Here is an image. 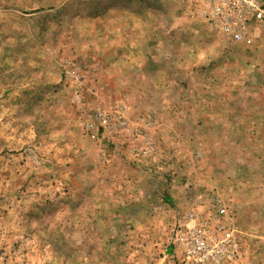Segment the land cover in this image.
<instances>
[{
    "label": "rangeland",
    "instance_id": "rangeland-1",
    "mask_svg": "<svg viewBox=\"0 0 264 264\" xmlns=\"http://www.w3.org/2000/svg\"><path fill=\"white\" fill-rule=\"evenodd\" d=\"M180 1L183 10L190 0ZM191 1L195 25L199 22L207 32L221 35L228 45L222 58L224 67H212L211 74L218 75L211 86L227 89L232 98L240 95L243 100L239 106L229 107L227 122L222 129L212 130L211 142L205 131L201 137L207 143L197 147L179 143L174 149L191 156L195 171L207 165L212 187L220 192L231 187L252 201L248 209L225 210V220L236 231L238 263L264 264V114L257 112L264 105V82H253L254 73L264 74V66L242 67L236 60L234 45L238 43L210 29ZM175 3L0 0V264H185L175 244L178 222L190 211L206 215L216 210L185 209L178 220L172 218L169 224L157 227L148 219L141 220L147 225L140 223L134 211L106 209L109 204L103 198L107 194L101 191L110 176L105 160L98 162L97 144L108 139L95 123L96 112L90 110L88 99L83 113H92V119L86 130L77 129L79 117L71 102L72 96L81 97L84 91L98 88V70L91 72L89 66L78 63L82 56L76 57L69 46L56 50L51 65L44 61L50 32L67 29L68 37L67 33L64 37L71 39L75 32L78 36L84 31L80 16L106 6L127 11L146 26L149 45L161 39L166 50L173 48L174 53L180 46L182 60L187 47L179 35L173 41L177 35L169 32L175 19L168 11ZM147 9L157 16L152 12L146 20L140 18ZM182 15L180 25H188L182 22ZM157 26L164 27L163 33H152ZM123 85L114 91L122 100L113 110L119 108L131 126L150 120L158 128V119L149 111L130 116L133 97ZM91 123H95L93 130L88 128ZM93 134L99 138L93 140ZM142 142L137 148L140 157L151 161L163 150L176 152L171 138L157 136L152 130ZM147 147L151 149L144 154Z\"/></svg>",
    "mask_w": 264,
    "mask_h": 264
},
{
    "label": "crops",
    "instance_id": "crops-1",
    "mask_svg": "<svg viewBox=\"0 0 264 264\" xmlns=\"http://www.w3.org/2000/svg\"><path fill=\"white\" fill-rule=\"evenodd\" d=\"M175 2L168 11L175 19V26L168 31L177 35L173 41H178L179 35L187 47L182 60L180 46H176L174 53L173 48L171 51L166 50L163 41L157 39L150 43L155 44V48H151L146 26L138 24L127 11L117 12L107 6L80 16L78 20L83 23L81 27H84V31L78 36L75 32L71 33V39L64 37L65 33L68 37L67 29L61 33L50 32L44 50V61L51 65L56 50L69 46L75 50L76 57L82 56L78 63L89 66L91 72L98 70V88L91 93L84 91L81 97L72 96L71 102L76 106L75 113L79 117L77 129L81 127L86 130L85 126L92 119L93 112L112 115L119 112V108L117 111L113 108L122 97L114 91L122 84L133 97V104L130 103L131 117L149 111L158 119V128L153 121L149 130L144 123H138L97 144L98 162L105 160L110 176L101 191L107 194L103 198L104 203L109 204L106 209L134 211L140 223L148 219L151 225L154 223L157 227L169 224L172 218L178 220L179 212L185 209L210 211L233 208L242 211L253 204L231 187L223 188L225 192L212 187L211 172L207 171V165L195 171L191 168L194 166L191 156L174 149L179 143L186 142L197 147L203 142L207 143L206 138L211 142L212 130L222 129L227 122L228 116L225 114L229 112V107L234 104L239 106L243 100L240 95L232 98L227 89L211 86L218 75L211 74L214 71L212 67L218 69L225 64L222 58L226 55L228 45L222 36L207 32L199 22L198 26L195 25L196 12L193 11L191 0L183 10L180 9L181 1ZM152 12L147 9L140 13V18L146 20ZM153 13L156 16L158 14ZM181 13L182 22L188 25H180ZM163 31V26H157L152 33ZM234 48L237 51L236 60L242 67H263L264 28L257 29L253 45L237 44ZM78 49L85 53L78 55ZM253 82H264V74L254 73ZM62 91L65 92V89ZM85 99L90 102L92 113H83ZM257 112L264 114V105ZM221 115L225 120H222ZM150 119L154 120L152 117ZM151 130L157 136L171 138L176 152L163 150L154 161L140 157L137 148L143 146L142 139L151 135ZM205 131L210 136L201 137ZM136 137L140 140L135 142ZM147 224L144 222V225Z\"/></svg>",
    "mask_w": 264,
    "mask_h": 264
},
{
    "label": "built area",
    "instance_id": "built-area-1",
    "mask_svg": "<svg viewBox=\"0 0 264 264\" xmlns=\"http://www.w3.org/2000/svg\"><path fill=\"white\" fill-rule=\"evenodd\" d=\"M193 1L208 27L234 43L251 46L257 29L264 28V0ZM95 123L105 137L131 126L120 112L110 115L99 111ZM95 123L88 128L93 130ZM151 125L150 120L144 121L146 128ZM92 138L97 140L99 134H93ZM150 149L147 147L144 154ZM225 219V210L219 209L206 215L190 211L178 222L175 244L185 264H239L236 231Z\"/></svg>",
    "mask_w": 264,
    "mask_h": 264
}]
</instances>
